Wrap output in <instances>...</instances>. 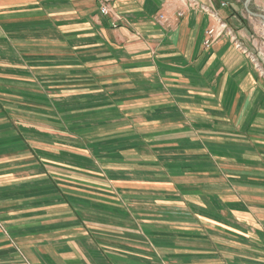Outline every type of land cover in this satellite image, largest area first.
<instances>
[{"label": "crops", "instance_id": "0c3cea01", "mask_svg": "<svg viewBox=\"0 0 264 264\" xmlns=\"http://www.w3.org/2000/svg\"><path fill=\"white\" fill-rule=\"evenodd\" d=\"M221 2L0 0V264H264V81L203 46L246 43ZM59 127L83 180L39 155Z\"/></svg>", "mask_w": 264, "mask_h": 264}, {"label": "rangeland", "instance_id": "374dc122", "mask_svg": "<svg viewBox=\"0 0 264 264\" xmlns=\"http://www.w3.org/2000/svg\"><path fill=\"white\" fill-rule=\"evenodd\" d=\"M248 0H238V1H234L233 3H225V2H221V4L225 7L228 6L229 8L232 7L234 4H236L237 6L240 7L243 16L245 17V20L243 21L244 25L248 27V31H249V35H250V39H249V35H245L246 38V43L243 44V40L240 39L238 36H236V34L234 35L232 32H230L229 29H231L229 27V25L226 23V21H224V19H218L217 24L215 26H213L212 28L208 29H214L216 32H219L220 29V24H225L226 28L225 30H223L222 34L218 37L217 35H214L213 37L209 38V36L207 35V31L206 30V34H205V38L203 41V46L206 49L211 48V46L217 42L218 40H220V38L228 36L229 39L231 40L233 46H235V48H237V50L242 51L243 53H245L249 59L253 60L257 70L259 71V74L262 75L263 77V81H264V8L262 7V9L257 8V3H255V0H250L247 3ZM221 33V32H219ZM247 38L249 39V41H247ZM207 39H209V43L206 44ZM248 43V44H247ZM246 45V46H245ZM253 45V46H252ZM2 98V97H1ZM0 98V99H1ZM4 102V101H1ZM28 120V119H27ZM83 128V127H82ZM79 128L78 129H81ZM43 130L41 133L43 136H45V134L47 135V133H45ZM58 132V137H60L61 142L59 144H54L52 146H43V152H39V150L37 151L36 147L33 146V148L39 152V155H44L46 161H47V169L49 168L50 170H56V169H69V167L72 168H77L79 171V179L83 180L82 176H80V173H84L86 171V169H84L83 167H98V166H102L103 160H101V156L97 155L91 159V162L85 158V156H81L79 154H75L74 152L77 153H81L83 154V146L91 144V143H87V141H82L80 140V138L75 134V136H77L75 138L76 143H72V142H67L65 141V135H66V131L67 129L65 127H59V128H55L53 130V133L55 134ZM29 133H33L35 134L34 130H28ZM39 136V135H38ZM64 137V138H63ZM135 141V140H134ZM94 143H96L95 141H92ZM92 144V150L95 144ZM99 144V142L97 143ZM57 146L56 149L54 151H52L49 147H54ZM74 146V147H73ZM59 147V151H57ZM30 149V147H29ZM71 151V152H69ZM95 150H93L94 152ZM54 152V154H52ZM147 156V155H146ZM61 163V164H60ZM83 168V169H81ZM47 175V174H46ZM98 174H95V176H97ZM49 176V175H48ZM47 176V177H48ZM50 177V176H49ZM259 181L262 180V178L258 177L257 178ZM49 180V188H54V184L55 181L51 178H48ZM72 181L69 179V181L67 180H63L61 182V184L63 186H67L70 187L72 186ZM0 232L1 234L7 238L9 240V242L16 247V251L20 253V248L17 246V244L14 242V239L12 238V234H11V229L3 223V221L0 220Z\"/></svg>", "mask_w": 264, "mask_h": 264}, {"label": "built area", "instance_id": "2783aa9c", "mask_svg": "<svg viewBox=\"0 0 264 264\" xmlns=\"http://www.w3.org/2000/svg\"><path fill=\"white\" fill-rule=\"evenodd\" d=\"M101 14L103 16H109L111 14V9L109 8L108 4H107V0H102V5H101ZM114 27H116V24H113ZM226 25L225 24H220V29L219 32H216L214 29L208 30L206 33L209 36V38L213 37L214 35L218 34V37L223 33L222 31L225 30ZM209 43V39H207L206 44Z\"/></svg>", "mask_w": 264, "mask_h": 264}, {"label": "trees", "instance_id": "16d2710c", "mask_svg": "<svg viewBox=\"0 0 264 264\" xmlns=\"http://www.w3.org/2000/svg\"><path fill=\"white\" fill-rule=\"evenodd\" d=\"M220 1L225 3H233L234 1H238V0H220Z\"/></svg>", "mask_w": 264, "mask_h": 264}, {"label": "water", "instance_id": "95a60500", "mask_svg": "<svg viewBox=\"0 0 264 264\" xmlns=\"http://www.w3.org/2000/svg\"><path fill=\"white\" fill-rule=\"evenodd\" d=\"M250 0L247 1V3L249 2Z\"/></svg>", "mask_w": 264, "mask_h": 264}]
</instances>
